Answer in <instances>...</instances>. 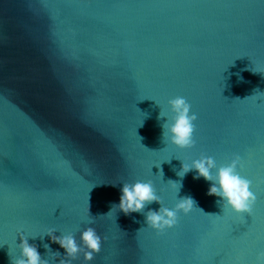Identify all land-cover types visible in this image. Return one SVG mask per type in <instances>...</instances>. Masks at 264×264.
<instances>
[{"label": "water", "instance_id": "1", "mask_svg": "<svg viewBox=\"0 0 264 264\" xmlns=\"http://www.w3.org/2000/svg\"><path fill=\"white\" fill-rule=\"evenodd\" d=\"M257 90L264 0H0V264L20 256L21 232L59 264L65 249L47 230L81 244L88 226L106 237L101 251L72 264H257L264 98L246 99ZM176 96L197 115L191 148L162 139ZM236 154L257 197L251 215L223 211L195 169L177 174L201 155L218 168ZM136 180L170 209L187 195L220 216L181 211L161 234L138 212L100 216Z\"/></svg>", "mask_w": 264, "mask_h": 264}, {"label": "clouds", "instance_id": "2", "mask_svg": "<svg viewBox=\"0 0 264 264\" xmlns=\"http://www.w3.org/2000/svg\"><path fill=\"white\" fill-rule=\"evenodd\" d=\"M248 98H264V92L257 90L254 95L246 99ZM168 104L171 106V111L174 115L171 117V123L167 119L161 125L162 139L170 141L181 149L193 147L196 143L194 139L195 124L193 122L197 119V115L195 113L190 114L191 105L182 96L170 99ZM164 117H167L166 113L160 111L158 119ZM241 161V156L236 154L230 163L217 168L213 157L201 155L199 159L193 160L191 164L183 162L181 170L177 174L183 177L190 170L195 169L196 176L194 178L203 177L206 181L211 182L207 194L220 198L216 203L222 207L223 211L230 208L235 213H248L251 215L257 197L251 190L252 181L241 176L237 171L238 166L243 167ZM213 169H216L215 173H213ZM168 182L179 193L182 184L177 187L175 181L169 180ZM120 191L119 204H112L111 210L100 216L108 215L114 207L119 208L126 215L138 212L145 216L144 224H146V227L154 229L157 234L174 227L178 222L179 212L182 211L184 214H188L194 208H199L196 205V201L187 195L177 198L173 209L164 206L151 180H136L134 183L125 182L122 184ZM153 202L160 204L159 209H149L145 213L146 205ZM89 210L90 204L88 212ZM199 210L205 215L220 216L213 213H205L201 208ZM142 228L138 229L137 232L141 231ZM55 232L56 229L49 228L46 234L50 236L53 242L58 243L65 249V258L61 259L59 264H72V260L76 259L80 253H83L85 261L93 260L94 254H98L101 251L102 239H106V237L102 238L92 226H88L82 231L80 235L81 244L77 243L71 233L57 236L54 234ZM28 238L22 232L20 233V243L18 245L20 256L12 261V264H49L48 260L42 259L37 247L28 242ZM43 247L48 251L51 250L48 244H44ZM54 255L59 256L60 254L57 252ZM257 264H264V251H260L257 254Z\"/></svg>", "mask_w": 264, "mask_h": 264}]
</instances>
